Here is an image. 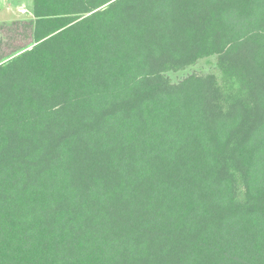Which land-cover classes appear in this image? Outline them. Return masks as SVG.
Wrapping results in <instances>:
<instances>
[{"label":"trees","instance_id":"obj_1","mask_svg":"<svg viewBox=\"0 0 264 264\" xmlns=\"http://www.w3.org/2000/svg\"><path fill=\"white\" fill-rule=\"evenodd\" d=\"M32 12L0 23V264H264V0Z\"/></svg>","mask_w":264,"mask_h":264},{"label":"rangeland","instance_id":"obj_2","mask_svg":"<svg viewBox=\"0 0 264 264\" xmlns=\"http://www.w3.org/2000/svg\"><path fill=\"white\" fill-rule=\"evenodd\" d=\"M22 2V3H21ZM25 4L28 11L20 10V5ZM33 0H0V23L10 22L16 19L31 18L33 16ZM216 69V57H206L198 61V63L182 70L169 71L167 76L174 83H178L190 76L191 74H208Z\"/></svg>","mask_w":264,"mask_h":264},{"label":"crops","instance_id":"obj_3","mask_svg":"<svg viewBox=\"0 0 264 264\" xmlns=\"http://www.w3.org/2000/svg\"><path fill=\"white\" fill-rule=\"evenodd\" d=\"M33 2H34V0H33ZM22 3V2H21ZM20 10L21 11H24V12H27L28 11V9H27V7L25 6V4H23L22 6L20 5Z\"/></svg>","mask_w":264,"mask_h":264}]
</instances>
